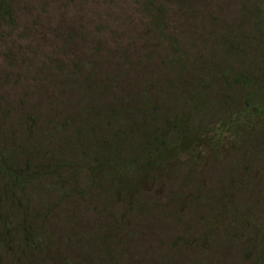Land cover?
Masks as SVG:
<instances>
[{
  "label": "rangeland",
  "instance_id": "374dc122",
  "mask_svg": "<svg viewBox=\"0 0 264 264\" xmlns=\"http://www.w3.org/2000/svg\"><path fill=\"white\" fill-rule=\"evenodd\" d=\"M2 2L0 154L13 168L27 175L35 164L113 157V149L140 154L188 111L189 126L209 141L197 150L202 193L217 209L236 206L240 218L198 248L196 220L210 206L197 215L151 207L178 188L165 179L141 193L107 243L126 209L109 196L62 195L50 176L6 194L0 177L8 223L0 264H254L256 228L242 217L264 224V119L237 116L264 102V0H6L9 15ZM38 216L36 244L20 243L19 222L36 225Z\"/></svg>",
  "mask_w": 264,
  "mask_h": 264
},
{
  "label": "trees",
  "instance_id": "16d2710c",
  "mask_svg": "<svg viewBox=\"0 0 264 264\" xmlns=\"http://www.w3.org/2000/svg\"><path fill=\"white\" fill-rule=\"evenodd\" d=\"M6 2V0H1ZM2 8L5 14L9 11L5 3ZM239 74L236 79L240 78ZM240 82L239 80H236ZM246 114L250 118L261 117L264 119V102L255 105L248 102L242 112L238 113V119H242ZM252 121V120H251ZM188 111L174 115L165 128L160 132L151 134L147 140L142 153L136 155H123L113 149V157L99 156L91 159H83L80 162H59L56 164H35L33 170L27 172L17 171L0 154V177L3 191L14 190V187H22L23 182L30 178L51 177V186H55L62 192V195H78L86 197L90 192L97 191L103 193L116 203L126 208L116 219L115 225L111 228V233H106L103 237L107 243L113 242L117 234L127 227L129 221V209L132 204L140 203L141 193L149 187L156 185L158 190L163 187L164 181L177 179L178 188L171 194L164 203H149L153 208L159 209L163 213L177 214L184 210L197 215L201 205L206 203L210 206L207 216L198 215L197 223L201 226L199 238L193 239V244L198 243V248L205 243L214 241V232L223 227L229 220H239L240 215L236 206L220 205L219 209L207 198L204 190L201 170L204 166L205 155L199 152L200 148L207 140L206 131L192 128L188 124ZM217 137L222 134L216 131ZM207 143V145H208ZM191 163L192 169L183 176H177L174 168ZM65 174V175H64ZM80 174L82 183H78L77 176ZM72 182H74L72 184ZM196 188L195 192L191 188ZM18 190V188H17ZM202 193V194H201ZM7 194V193H6ZM149 209V208H148ZM247 225L256 228L255 247L256 260L254 264H264V224L257 223L255 218L242 217ZM38 223L31 224L26 218L19 222L17 232L20 233V243L32 246L44 229V217L38 216ZM0 234L5 231L3 223L8 227L6 221L0 219ZM251 252H249L250 254Z\"/></svg>",
  "mask_w": 264,
  "mask_h": 264
}]
</instances>
